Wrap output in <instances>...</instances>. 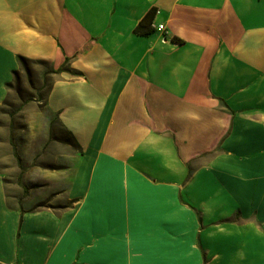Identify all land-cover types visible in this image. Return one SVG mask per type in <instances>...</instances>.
<instances>
[{
	"label": "crops",
	"instance_id": "1",
	"mask_svg": "<svg viewBox=\"0 0 264 264\" xmlns=\"http://www.w3.org/2000/svg\"><path fill=\"white\" fill-rule=\"evenodd\" d=\"M0 264H264V0H0Z\"/></svg>",
	"mask_w": 264,
	"mask_h": 264
},
{
	"label": "rangeland",
	"instance_id": "2",
	"mask_svg": "<svg viewBox=\"0 0 264 264\" xmlns=\"http://www.w3.org/2000/svg\"><path fill=\"white\" fill-rule=\"evenodd\" d=\"M43 68L44 67H42V66H39V67H35V66L33 67L32 66L31 67V69L34 70V74L42 72ZM32 80L30 78L25 79V77L22 75L21 78H19V80L15 83V85L11 86L10 92L13 94L16 93L20 96H23V99H21V101L22 102L25 101V98H27L28 94H30L31 92L35 91L36 89H38L40 87V84H39L40 82L32 81ZM13 98H15V97H13Z\"/></svg>",
	"mask_w": 264,
	"mask_h": 264
},
{
	"label": "trees",
	"instance_id": "3",
	"mask_svg": "<svg viewBox=\"0 0 264 264\" xmlns=\"http://www.w3.org/2000/svg\"><path fill=\"white\" fill-rule=\"evenodd\" d=\"M154 13L148 14L135 28V33L141 36H145L151 33L152 28V19H153ZM21 65H24L26 61L24 59H21L20 61ZM16 78V77H15ZM10 86V85H9ZM12 86V85H11Z\"/></svg>",
	"mask_w": 264,
	"mask_h": 264
},
{
	"label": "built area",
	"instance_id": "4",
	"mask_svg": "<svg viewBox=\"0 0 264 264\" xmlns=\"http://www.w3.org/2000/svg\"><path fill=\"white\" fill-rule=\"evenodd\" d=\"M158 30H159V31H163V30H164V26H163V25H160V26L158 27Z\"/></svg>",
	"mask_w": 264,
	"mask_h": 264
}]
</instances>
